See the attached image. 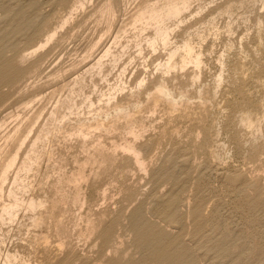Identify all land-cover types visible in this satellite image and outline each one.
Listing matches in <instances>:
<instances>
[{
    "label": "rangeland",
    "instance_id": "rangeland-1",
    "mask_svg": "<svg viewBox=\"0 0 264 264\" xmlns=\"http://www.w3.org/2000/svg\"><path fill=\"white\" fill-rule=\"evenodd\" d=\"M77 1L0 0V71L15 69L22 74L13 84L0 79V122L7 119L0 129V146L19 122L32 124L21 161L38 130L51 132L48 142L45 138L38 143L36 154L42 159L25 182L28 191L13 190L23 201L17 219L3 221L0 210V264L9 253L19 256L13 264H264V122L259 121H264V45H259L264 44V2L246 1L241 6V0H216L218 4L203 0L183 14L184 31L173 43L181 46L190 38L202 52L200 70L189 66L164 75L160 64L168 59L167 52L151 54L147 49L144 58L138 57L130 43L123 61L108 70L106 80L87 77L85 93L95 108L91 117L88 109L74 116L64 130L76 133L85 126L86 134H91L86 140L78 135L69 138L64 131L65 138L58 136L56 123L49 119L69 93L62 86L72 84L86 63L111 43L110 36L103 35L106 24L94 12L103 0L87 4L71 24L58 30L53 42L27 58L69 16ZM140 1H130L116 26ZM229 1L237 4L232 14L223 10ZM102 36L106 37L93 50ZM124 68V91L118 93L117 104H99L102 94L118 84ZM162 84L167 94L157 97ZM30 101L32 107L25 110ZM245 112L253 113L257 128L243 124ZM99 125L101 130L96 129ZM135 131L138 136L132 134ZM125 146L140 151L144 170L135 166ZM80 171L86 179L73 183ZM14 175L5 186L7 195ZM76 195L80 201L73 204ZM32 199L44 207L29 209ZM4 200L12 201L7 196Z\"/></svg>",
    "mask_w": 264,
    "mask_h": 264
},
{
    "label": "bare ground",
    "instance_id": "bare-ground-1",
    "mask_svg": "<svg viewBox=\"0 0 264 264\" xmlns=\"http://www.w3.org/2000/svg\"><path fill=\"white\" fill-rule=\"evenodd\" d=\"M65 1V0H64ZM93 0H78L77 2H75V4L73 5L72 11L69 12V16H66L64 19H62L60 26L58 28L54 30H52L53 32L48 34L47 38H45L46 40L43 41L42 43H40V46L37 47L32 53L29 52L30 54L27 55L28 57H32L33 55L37 54L38 51L45 49L51 42H53L56 37H58V30L61 29L63 30V28H65L66 26H68L69 24H71L75 19L74 16L78 11L84 10L86 8V5L89 3H91ZM130 1L132 0H103L102 4L99 5L98 8H96L97 10H95L94 12H96V16H98V20L100 23H105L106 24V32L104 30L105 33H103V35L106 36H110L111 38V43L107 44L106 46H104V48L101 50L100 54L98 56H96L92 61H89L86 63V65L84 66V72L81 73L75 80L74 82L71 83H66L64 86H62L63 88L65 87V89L67 88L69 92L68 95L66 96V98L62 101H60L57 105L55 103V107L54 109L51 111L50 113V123L51 122H55L56 123V133H58V136L61 135V133H63V131L65 130V126H67V124L69 122H71L72 118H74V116H81L82 111L84 109H88L90 111V113H88L89 115L91 114V112H93V108H95V103L93 102L91 96L87 95L85 93L86 87H87V77L90 76L91 79L95 78V77H99L102 80H106V78L108 77V70L112 69H116L119 64L123 61V58L125 57V54L127 53L126 51H128V47L131 44H135L137 53H138V57L143 56L144 51H146L147 49L150 51L151 54H155L158 51H165L167 52V56L168 59L165 61V63L160 64V68L161 71H163L165 74L164 75H168L170 73H173V71L176 70H184L186 68H188L189 66H194V68L200 70L201 66H202V52L201 51H197L196 46H194V43L192 42V40L190 38H188L187 40H185L183 42V44L181 46H177V44L173 43V40L177 38L179 32H182L184 30H182L181 26L183 27L184 21L183 20V14L188 11L191 6L194 3H202L203 0H141L138 4H136L135 2L133 3V5H136V8L133 10V12L129 15L128 19L124 22H122L119 26H116V24H118V18L119 15L121 14H125L130 6ZM212 1V0H211ZM246 1H256V0H241V2H239L241 4V6L246 3ZM264 2V0H262ZM215 2L217 3V1L215 0ZM210 5H213L212 3L214 2H210ZM262 3V2H261ZM218 4V3H217ZM259 4V3H258ZM202 5V4H201ZM207 5V4H206ZM215 5V4H214ZM236 3L233 1H229L226 3L225 8L223 9L224 12L228 13V14H232L234 8L236 7ZM262 5V4H261ZM200 6V5H198ZM205 6V5H203ZM203 6H201V11L203 10ZM209 6V5H207ZM264 7V6H263ZM208 8V7H207ZM206 8V9H207ZM211 9V8H210ZM209 9V10H210ZM220 9V8H219ZM263 9V8H262ZM58 10V9H57ZM71 10V9H70ZM200 10V9H199ZM82 12V11H81ZM222 14V11H220ZM195 13V12H194ZM198 13V12H197ZM196 13V14H197ZM202 13V12H201ZM205 13V12H203ZM250 13V12H249ZM254 13V12H253ZM20 14V13H19ZM225 14V13H224ZM31 15V14H30ZM34 15V14H32ZM198 15V14H197ZM200 15V14H199ZM217 15H219V13H217ZM245 15V14H244ZM192 16V15H191ZM209 16V15H208ZM234 16V15H233ZM240 16V15H239ZM31 17V16H30ZM83 17V16H82ZM215 17V16H213ZM212 17V18H213ZM220 16H218L219 18ZM223 17V16H222ZM229 17V15H228ZM231 17V16H230ZM199 18V17H198ZM210 18V20L212 19ZM232 19V18H231ZM249 19V18H248ZM229 20V19H228ZM24 21V20H23ZM123 21V20H122ZM208 21V20H207ZM217 21V20H216ZM261 21V20H260ZM20 22V21H19ZM98 22V21H97ZM117 22V23H116ZM211 22V21H210ZM209 22V23H210ZM213 23H215V18L212 21ZM234 22V21H233ZM245 22V21H244ZM249 22V20H248ZM86 23V22H85ZM211 23V24H213ZM259 23V22H258ZM261 23V22H260ZM99 24V23H98ZM210 24V25H211ZM235 24V23H233ZM43 25V24H42ZM228 25V22H227ZM232 25V23H231ZM259 25V24H257ZM256 25V26H257ZM262 25V23H261ZM83 26V25H82ZM99 26V25H98ZM208 26V25H207ZM234 26V25H233ZM20 27V26H19ZM42 27V26H41ZM210 27V26H209ZM212 27V25H211ZM210 27V30H211ZM231 27V26H230ZM264 27V26H263ZM214 28V27H213ZM216 29H218L217 27H215ZM226 28V27H225ZM224 28V29H225ZM215 29V30H216ZM228 29V27H227ZM230 29V28H229ZM232 29V28H231ZM257 29V28H256ZM215 34L217 33V31H215ZM260 30V28H259ZM60 31V30H59ZM226 31V29H225ZM258 31V30H257ZM256 31V32H257ZM192 32V31H191ZM208 32V31H207ZM212 32V30H211ZM211 32H209L208 34H212ZM230 32V31H229ZM226 32V33H229ZM232 32V30H231ZM13 33V32H12ZM44 33V32H43ZM69 33V32H68ZM199 33V31H198ZM207 34V35H208ZM232 34V33H230ZM229 34V35H230ZM187 35V34H186ZM214 35V34H213ZM219 35V32H218ZM106 36H102V38L95 42L96 44H94L93 46V50H95L94 48H96L101 41L103 40L104 37ZM196 36V35H195ZM200 36V35H199ZM216 36V35H215ZM13 37V36H12ZM204 37V35H203ZM208 37V36H206ZM66 38V37H65ZM71 38V37H70ZM195 38V37H194ZM210 38V36L208 37ZM207 38V39H208ZM261 38V37H260ZM259 38V40H260ZM131 39V40H130ZM200 39V38H199ZM205 39V38H203ZM206 39V40H207ZM213 39V38H212ZM214 39H216V37H214ZM219 39V36H218ZM217 39V40H218ZM30 40V39H29ZM202 40V39H200ZM176 41V40H174ZM196 41L197 38H196ZM259 42V41H258ZM17 43V42H16ZM125 43H128V45H126ZM214 43V42H213ZM261 43V42H259ZM202 44V41H201ZM204 44V42H203ZM93 45V44H92ZM258 45V44H257ZM259 45H264V44H259ZM258 45V46H259ZM257 46V47H258ZM229 47V46H228ZM231 47V46H230ZM260 47V46H259ZM199 48V47H198ZM202 48V47H201ZM214 48V47H213ZM233 48V46H232ZM262 48V47H261ZM91 49V48H90ZM258 49V48H257ZM256 49V50H257ZM260 49V48H259ZM264 49V47H263ZM14 50V49H13ZM212 50V49H211ZM262 50V49H261ZM89 51V50H88ZM229 52V50L227 51ZM248 52V51H247ZM264 52V51H263ZM91 53V52H90ZM149 53V54H150ZM245 53V52H244ZM258 53V51H257ZM228 54V53H227ZM262 54V53H261ZM264 54V53H263ZM222 53L220 54V57H222ZM241 55V54H240ZM242 56V55H241ZM262 56V55H261ZM25 57V56H24ZM41 57V56H40ZM87 57V56H86ZM219 57V56H218ZM225 57V54H224ZM229 57V56H228ZM144 58V56H143ZM240 58V57H239ZM263 58V57H262ZM30 59V58H28ZM220 59V58H219ZM26 60V59H25ZM221 60V59H220ZM226 60V59H225ZM231 60V59H230ZM262 60V59H261ZM227 61V60H226ZM225 61V62H226ZM218 62V61H217ZM222 62V61H221ZM229 62V61H227ZM240 62V61H239ZM243 62V61H242ZM240 62V64H244ZM259 62V61H258ZM9 64V63H8ZM222 64V63H221ZM227 64V63H224ZM231 64V63H229ZM228 64V65H229ZM227 65V66H228ZM2 66V64H1ZM7 66V65H6ZM5 66V67H6ZM239 66V64H238ZM222 66H220L219 68H221ZM226 67V66H225ZM224 67V68H225ZM242 67V66H241ZM13 68V67H12ZM158 68V66H157ZM159 68V69H160ZM230 68V67H229ZM228 68V69H229ZM239 68V67H238ZM244 69V67H242ZM237 69V68H236ZM7 70V69H6ZM30 70V69H29ZM38 70V68H37ZM220 70V69H219ZM226 70V69H225ZM233 70V69H232ZM35 71V70H34ZM33 71V72H34ZM234 71V70H233ZM232 71V72H233ZM32 72V73H33ZM44 72V71H43ZM126 72V69L124 68L120 75H119V82L121 83V85H119L120 83L117 82L118 84L115 85L114 88H112L109 93H105L102 94V98H104L105 100H103L101 97V100L99 101V104L101 102L106 103L107 106H110L111 104L116 103L117 104V100L119 98V94L120 92L124 91V83L122 82V77L124 76ZM160 72V71H159ZM183 72V71H182ZM222 72V71H221ZM225 72V71H224ZM231 72V73H232ZM237 72V71H236ZM235 72V73H236ZM259 72V71H258ZM56 73V72H54ZM219 73V71H218ZM239 73V72H238ZM249 73V72H248ZM261 73V72H260ZM263 73V72H262ZM4 74V75H3ZM20 71H17L15 69H11L8 72H1L0 71V79H3L1 82L6 83H12L18 78L20 77ZM200 74V73H199ZM230 75V72L228 73ZM234 74V73H232ZM22 75V74H21ZM163 75V76H164ZM35 76V75H34ZM194 76V75H193ZM193 76L191 78H193ZM197 78H199L198 76H196ZM195 77V78H196ZM217 77V76H216ZM233 77V76H230ZM27 78V77H26ZM216 78H214L215 80ZM244 79V78H243ZM192 80V79H191ZM190 80V81H191ZM195 80V79H194ZM240 80V79H239ZM23 81V80H22ZM146 80L143 79L140 83L139 86L142 87L145 84ZM214 82V81H213ZM203 85V84H202ZM222 88V87H221ZM201 89V88H200ZM156 94L155 96L157 97H164L167 94V89L165 87V85L163 86L160 85L157 89H156ZM200 91V90H199ZM214 92V91H212ZM216 92V91H215ZM153 93V92H152ZM200 93V92H199ZM173 94V93H172ZM197 97H198V93L196 92ZM216 94V93H215ZM187 95V94H186ZM202 95V94H201ZM213 95V94H212ZM248 95V94H247ZM213 97H215L213 95ZM99 98V97H98ZM180 98V97H179ZM80 99V100H79ZM251 99V98H250ZM80 101V103H79ZM172 101V100H171ZM194 101V100H192ZM198 101V100H197ZM195 101V102H197ZM252 101V100H251ZM6 102V101H5ZM34 101H30L24 104V109L28 110L32 107ZM155 102V101H154ZM160 102V101H159ZM208 102V101H207ZM246 102V101H245ZM249 103V102H248ZM256 103V102H255ZM5 104V103H4ZM98 104V105H99ZM155 104V103H154ZM167 104V103H166ZM172 104V103H171ZM188 104V103H187ZM263 104V103H262ZM2 105V104H1ZM105 106V105H104ZM204 106V104H203ZM264 106V104H263ZM176 107V106H175ZM254 107V106H253ZM261 107V106H260ZM108 108V107H107ZM136 108V107H135ZM174 108V107H173ZM179 108V107H178ZM247 108V107H246ZM114 109V108H113ZM155 111V108H153ZM170 109V108H169ZM260 109V108H259ZM100 109H98L99 111ZM111 110V109H110ZM183 110V109H182ZM245 110V109H244ZM263 110V108H262ZM103 111V110H102ZM101 111V112H102ZM105 111V110H104ZM120 111V110H119ZM123 111V110H122ZM125 111V110H124ZM151 111V112H153ZM247 112H250L248 110H246ZM97 112V110H96ZM150 112V113H151ZM243 112V111H242ZM252 112V111H251ZM100 113V112H99ZM170 113V112H169ZM246 113V112H245ZM245 113H243L242 115H244ZM264 113V112H262ZM105 114V113H104ZM109 114V113H108ZM122 114V113H121ZM152 114V113H151ZM255 114V113H254ZM87 115V114H86ZM93 115V113H92ZM253 113H246L245 117L243 119V124L249 128L250 130L253 128H257V121H255V119L253 118ZM258 115V114H257ZM255 114V118L257 119V116ZM84 116V115H83ZM257 116V117H256ZM263 116V115H261ZM91 117V115H90ZM113 117V116H112ZM194 117V116H193ZM260 117V116H259ZM264 117V116H263ZM48 118V117H47ZM76 118V117H75ZM110 118V116H109ZM132 118V117H131ZM261 118V117H260ZM25 119V118H24ZM104 119H105V115H104ZM262 119V118H261ZM259 120L262 121L261 123H263V120ZM264 119V118H263ZM6 121L7 119H2L0 122V129H3L6 126ZM36 121V120H35ZM83 122V121H82ZM91 122V121H90ZM27 123V121H26ZM37 123V122H36ZM45 123V122H44ZM81 124V123H80ZM191 124V123H190ZM264 124V123H263ZM27 124H24L23 121L19 122L17 124V126L14 127V129L9 132L6 136H5V141L4 144L0 146V210L2 212L1 215V219L4 221L5 217L11 221H13L14 219L16 220V216L18 214V210L21 207V204H23L22 199L17 198V196L15 195V192L13 191L14 188L15 190H19V191H25V182L28 179L29 175L33 172L34 168L36 166L39 165L42 157L41 155L39 156V154H36V149L38 146L39 142H42L43 139L47 138L49 136V134H51V132H49L47 129L48 128H41L40 130H38V134L34 137V142L31 143V149L27 150L26 152V157H24V160L20 161V152L23 149V147L27 144L28 141H30V134L32 133V127L33 125L31 124L29 127L26 126ZM52 125V124H51ZM69 125V124H68ZM141 125V124H140ZM242 125V123H241ZM112 126V125H111ZM130 126V125H129ZM132 126V125H131ZM134 126V125H133ZM144 126V125H143ZM142 126V127H143ZM43 127V126H42ZM77 127V126H76ZM85 127V126H83ZM81 129V127H79L75 132L76 133H69V132H65L64 134H67V136L69 138H73V136H81L84 139H86L88 137L89 139V132L86 134V132L84 131L85 129ZM96 127V126H95ZM101 127H103V125H99L97 126V130L100 129ZM113 127V126H112ZM136 127V126H135ZM259 127V126H258ZM261 127V125H260ZM51 129V127H49ZM109 128V127H108ZM107 128V131H108ZM127 128V127H126ZM132 128V127H131ZM141 128V127H140ZM88 129V128H87ZM91 129V128H90ZM89 129V130H90ZM93 129V128H92ZM112 129V128H111ZM110 129V130H111ZM244 129V127H243ZM259 129V128H258ZM47 130V132H46ZM95 130V128H94ZM91 130V131H94ZM96 130V131H97ZM101 130V129H100ZM114 130V129H113ZM136 130V129H135ZM140 130V129H139ZM88 131V130H87ZM103 131V129H102ZM134 131V130H132ZM142 131V130H141ZM248 131V129H247ZM255 132V129L252 130ZM129 132V131H127ZM257 132V131H256ZM259 132V131H258ZM261 132V131H260ZM98 133V132H97ZM101 133V132H100ZM105 133V132H104ZM114 133V132H113ZM131 133V132H129ZM142 133V132H141ZM140 133V134H141ZM251 132H249L250 134ZM133 135L138 136V134L134 132H132ZM257 134V133H252V135ZM260 134V133H259ZM258 134V135H259ZM94 135V134H93ZM92 135V136H93ZM131 135V134H128ZM251 135V134H250ZM57 136V135H56ZM65 136V135H64ZM63 136V137H64ZM66 136V138H68ZM264 136V135H263ZM55 137V135H54ZM62 137V135H61ZM62 137V138H63ZM77 137V136H76ZM74 137V138H76ZM80 137V138H81ZM260 137V136H258ZM57 138V137H56ZM65 138V137H64ZM68 138V139H69ZM135 138V137H134ZM212 138V137H211ZM261 138V137H260ZM260 138L259 139L260 141ZM53 139V136H52ZM83 139V140H84ZM124 139V138H123ZM136 139V138H135ZM139 139V138H138ZM252 139H254V137L252 136ZM256 139V137H255ZM254 139V140H255ZM32 140V138H31ZM67 140V139H66ZM87 140V139H86ZM84 140V141H86ZM95 140V139H94ZM98 140V139H97ZM101 140V139H100ZM125 140V139H124ZM48 142V141H47ZM101 142V141H99ZM109 142V141H108ZM136 142V141H135ZM254 142V141H253ZM258 142V140H257ZM83 143V142H82ZM85 143V142H84ZM98 143V142H96ZM129 143V142H128ZM259 143V142H258ZM2 144V143H1ZM40 144V143H39ZM95 144V143H94ZM43 145V144H42ZM96 145V144H95ZM99 145V144H98ZM94 146V145H93ZM101 146V145H100ZM99 146V147H100ZM104 146V145H103ZM26 147V146H25ZM84 147V145H83ZM92 147V146H91ZM96 146H94L95 148ZM115 147V145L113 146ZM118 147V146H117ZM116 147V148H117ZM139 147V146H138ZM93 148V147H92ZM116 148H114L113 150H115ZM120 148V147H119ZM122 148V147H121ZM98 149V148H97ZM103 149V148H102ZM118 149V148H117ZM42 150V149H40ZM39 150V151H40ZM111 149H109L110 151ZM111 150V151H113ZM123 150L125 152H129L131 154L132 160L135 163V166L137 168H139L140 170H144L146 168V164L145 161L141 158V154L140 151L138 149H136L134 146H125L123 147ZM38 151V152H39ZM107 151V150H106ZM45 152V151H44ZM95 152V151H94ZM114 152V151H113ZM121 152V151H120ZM101 153V152H100ZM110 153V152H109ZM116 154V152L114 153ZM112 154V157H114ZM216 154V153H215ZM24 155V156H25ZM128 155V154H127ZM211 155V154H210ZM102 156V155H101ZM116 156V155H115ZM129 156V155H128ZM218 156V155H217ZM102 158V157H101ZM104 158V157H103ZM130 158V156H129ZM94 160V159H92ZM131 160V159H130ZM51 161V160H50ZM87 161V160H86ZM102 161V160H101ZM117 161V160H116ZM84 163V162H83ZM96 163V161L94 162ZM93 163V164H94ZM113 163V162H112ZM224 163V162H223ZM96 165V164H95ZM94 165V166H95ZM101 165V164H99ZM105 165V164H103ZM102 165V166H103ZM91 166V165H90ZM93 166V167H94ZM82 167V166H80ZM79 167V168H80ZM85 167V164H84ZM126 167V166H125ZM38 168V167H37ZM100 168V167H98ZM103 168V167H102ZM86 169V168H85ZM82 170V169H81ZM99 171V170H98ZM109 171V170H108ZM135 171H137L135 169ZM147 171V169H146ZM141 172V171H140ZM12 173H14L15 177L12 179L13 181V188L8 192V195L6 194V184L8 183V181H10L11 175ZM232 174V173H231ZM131 175V174H130ZM13 177V176H12ZM84 179H86L83 171H80L77 173V176L73 178V183H78L80 184L81 181H83ZM80 182V183H79ZM176 182V181H175ZM65 184V183H64ZM75 184V185H76ZM179 187V186H178ZM76 188V187H75ZM79 190V189H78ZM28 191V190H27ZM25 191V193L27 192ZM107 191V190H106ZM78 193V192H77ZM80 194V193H79ZM104 194V192H103ZM107 194V192H106ZM23 195V193H22ZM26 195V194H25ZM66 195V194H65ZM5 196H7L10 200H12L9 204H6L4 198ZM80 195H76L73 199H72V203L73 204H77L80 201L79 198ZM84 197V196H83ZM105 196L103 195V198ZM152 197V196H151ZM39 200V199H38ZM44 201V200H43ZM67 201V200H66ZM168 202V201H167ZM28 207L31 210H36L43 208V203L42 202H38L34 199H32L29 203H28ZM62 204V203H61ZM177 204V203H176ZM25 205V204H24ZM59 205V203H58ZM82 205V204H80ZM174 205V204H173ZM61 206V205H60ZM83 207V205H82ZM143 209V208H142ZM160 209V208H159ZM30 210V212H31ZM54 210V209H53ZM27 211V210H26ZM33 213V212H32ZM63 215V214H62ZM45 216V215H44ZM49 218V217H48ZM35 220V218H34ZM41 220V219H40ZM137 220V219H136ZM178 220V219H177ZM60 221V220H59ZM58 221V222H59ZM135 222V221H134ZM38 223H40L38 221ZM42 223V222H41ZM40 223V224H41ZM61 223V222H60ZM59 223V224H60ZM43 225V224H42ZM77 225V224H76ZM37 226V225H36ZM41 226V225H40ZM64 226V225H63ZM162 226V225H161ZM88 227V226H87ZM155 229V228H154ZM61 230V229H60ZM63 230V229H62ZM92 230V229H91ZM150 230V229H149ZM56 231V230H55ZM58 231V230H57ZM93 231V230H92ZM81 233V232H80ZM149 233V232H148ZM89 235V233H88ZM58 237V236H57ZM44 239V238H43ZM158 242V241H157ZM118 245V244H117ZM225 250V249H224ZM231 251V250H230ZM218 252V250H217ZM221 252V250H220ZM184 254V253H183ZM218 254V253H217ZM224 254V253H223ZM185 256V255H184ZM229 256V255H228ZM1 257V254H0ZM187 257V256H186ZM238 257V256H237ZM19 256L16 254H8L6 255V260L4 264H13L14 262H16ZM188 258V257H187ZM191 258V257H190ZM24 260V259H23ZM188 260V259H187ZM21 262V261H20ZM231 263V262H230ZM22 264V262H21ZM23 264H29V263H23Z\"/></svg>",
    "mask_w": 264,
    "mask_h": 264
}]
</instances>
